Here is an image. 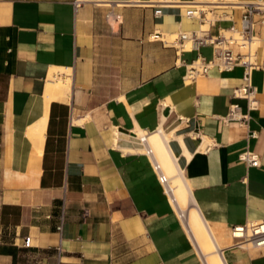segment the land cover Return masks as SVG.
Segmentation results:
<instances>
[{"label":"crops","instance_id":"obj_1","mask_svg":"<svg viewBox=\"0 0 264 264\" xmlns=\"http://www.w3.org/2000/svg\"><path fill=\"white\" fill-rule=\"evenodd\" d=\"M195 1L0 0V264H203L136 140L160 127L225 263L264 264L232 236L264 220V8L251 16L254 109L232 94L242 67L189 77L212 47L164 38L207 14L211 35L240 30L264 0L196 3L189 17ZM51 77L70 79L67 96L45 100ZM232 104L247 124L226 120Z\"/></svg>","mask_w":264,"mask_h":264},{"label":"built area","instance_id":"obj_2","mask_svg":"<svg viewBox=\"0 0 264 264\" xmlns=\"http://www.w3.org/2000/svg\"><path fill=\"white\" fill-rule=\"evenodd\" d=\"M189 9L186 11L187 16L195 15L197 6L196 3H188ZM76 6V3H75ZM264 8V3L247 4L243 9L241 17V28L237 30L230 28L225 32H221L218 35H211L207 29L200 28L198 31H183L178 32L175 35L173 41L167 42L169 44H176L181 49H194L199 48L202 45H209L212 47L213 56L210 60H204L202 57H198L194 60L187 69V75L193 77L195 75L206 74L208 69L212 66H216L220 71H230L235 66L242 67V84L233 90V96L236 98H242L246 100L247 109H254L256 107L255 87L251 82V71L257 67L255 61V49L252 51L250 47L257 42V38L252 33V21L251 16L254 12ZM196 10V11H193ZM160 10H156L155 14H159ZM109 13L106 14V17ZM117 18V17H116ZM189 45V48H187ZM236 45L240 51L234 52L232 46ZM244 52V53H241ZM239 119L242 123L247 124L248 114L240 113L238 104H232L229 108V112L226 116V120ZM253 135V134H251ZM149 158V155L145 153ZM239 158L249 166L259 165V156L251 151H244L239 154ZM150 159V158H149ZM152 164V162H151ZM156 172L154 166L152 165ZM158 181L162 186L161 178L156 172ZM163 188V186H162ZM60 225L58 229H60ZM241 227V230H238ZM248 230L250 235H247ZM239 232L241 235L236 236ZM232 236L237 239L236 244L250 243L252 248L264 246V220L260 222H252L245 226H237L232 228ZM30 237L26 236L23 241L25 247H30ZM60 253V248H57Z\"/></svg>","mask_w":264,"mask_h":264},{"label":"bare ground","instance_id":"obj_3","mask_svg":"<svg viewBox=\"0 0 264 264\" xmlns=\"http://www.w3.org/2000/svg\"><path fill=\"white\" fill-rule=\"evenodd\" d=\"M212 1L215 0H196L195 3H197L198 7H201V5H206L204 3H210ZM208 22H210L209 18L206 19L203 27H206ZM166 41L169 42L168 40ZM255 47L256 45L253 44L250 49L253 51ZM69 91V78L56 79L51 77L48 79L46 84L44 96L48 97V100L47 98L45 100L49 101L55 97L67 96ZM147 134L136 137L138 145L141 147L142 153H147L149 155L152 165L154 166L158 176L161 178L163 191L168 197L171 206L176 212L178 219L186 234L188 235L192 245L194 246L201 262L203 264H226L221 255V251L217 247L215 240L213 239L207 224L204 222L203 217L198 211L196 207L197 205H195V201L192 198L190 191L183 179L182 170L169 146L170 136L166 134L161 127L153 132L150 131ZM241 229L242 228L239 227L238 230ZM235 235L240 236L241 234L237 232ZM247 235H250L249 230ZM251 246L252 245L250 243L241 244V247L250 248ZM257 248H264V246Z\"/></svg>","mask_w":264,"mask_h":264},{"label":"rangeland","instance_id":"obj_4","mask_svg":"<svg viewBox=\"0 0 264 264\" xmlns=\"http://www.w3.org/2000/svg\"><path fill=\"white\" fill-rule=\"evenodd\" d=\"M200 9H207V6L206 5H201V7H199ZM206 18H209V20L211 19V15L210 14H207V17ZM120 18H116V14H113L109 17V21L111 22V24L115 25L116 21L119 20ZM208 25L206 27H203L202 29H207ZM166 40H168L169 42L170 41H173L174 38H175V35H171V36H167L165 37ZM255 45L257 46V42L255 43ZM187 48H189V45H187ZM47 98L48 100V97H45V99ZM136 136L139 137V133L136 132ZM252 248V247H250Z\"/></svg>","mask_w":264,"mask_h":264}]
</instances>
